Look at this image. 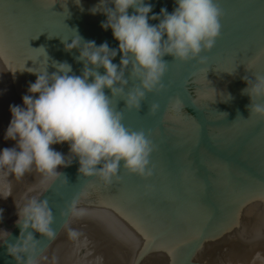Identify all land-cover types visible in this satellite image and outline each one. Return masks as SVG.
<instances>
[{
  "label": "water",
  "instance_id": "water-1",
  "mask_svg": "<svg viewBox=\"0 0 264 264\" xmlns=\"http://www.w3.org/2000/svg\"><path fill=\"white\" fill-rule=\"evenodd\" d=\"M146 2L153 6L150 16L177 6L174 0ZM216 2L223 11L221 31L214 47L201 53L205 63L165 55V88L147 92L139 110L113 97L124 126L144 131L155 145L153 176L142 178L121 166L120 181L105 185L78 173V158L58 166L61 176L40 197L48 200L56 238L49 241L29 229L46 257L40 264H94L97 256L102 264H264V118L250 117L252 100L243 91L247 81L264 75V0ZM93 7H101L100 0H0V149L15 146L4 138L9 106L23 105L22 96L39 72L51 75L57 71L53 62H67L70 75L82 74L80 48L69 50L65 43L78 34L81 47L94 41L118 49L112 30L101 27L106 14L99 9L93 14ZM121 55L118 51L112 62L119 65ZM89 67L105 73L102 67ZM124 79L125 93L140 83L131 63ZM104 91L112 97L109 89ZM177 97L181 106L173 111L170 102ZM152 103L160 106L155 114ZM51 147L70 155L67 142ZM41 179L35 169L19 180L9 176L13 195L0 199V229L10 232L8 243L20 235L16 200L35 195L28 189L39 191ZM73 199L88 215H61ZM66 221L87 237V249L76 252ZM85 252L91 255L85 258ZM0 264H17L7 244H0Z\"/></svg>",
  "mask_w": 264,
  "mask_h": 264
},
{
  "label": "clouds",
  "instance_id": "clouds-1",
  "mask_svg": "<svg viewBox=\"0 0 264 264\" xmlns=\"http://www.w3.org/2000/svg\"><path fill=\"white\" fill-rule=\"evenodd\" d=\"M174 2L177 6L171 13L161 8L159 14L150 16L153 6L146 0H111L114 7H107L106 0H100L101 7H93L90 11L95 14L99 9L106 14L107 19L101 22V27L112 30L119 42L118 49H110L107 42L97 46L94 41L84 42L81 47L82 38L77 34L71 43H65V47L69 50L80 48L78 59L84 61L82 74L70 75L73 71L70 64L53 62L57 71L51 75L47 70L39 72L36 81L29 83L28 94L22 96L23 105L9 106L11 119L4 138L16 143L14 147L0 149V199L13 195L10 175L19 180L35 169L42 177L39 191L28 189L29 193L35 191V195H25L22 203L16 200V224L20 228L16 242L8 243L10 232L0 229V244H7V252L17 264H40L46 259L33 231L49 241L56 238L48 200L40 197L50 182L61 176L58 166L66 167L73 157L78 158V173L97 177L105 185H111L114 179L120 181L121 166L142 178L153 176L150 156L155 145L144 131L124 126L123 114L113 106V97H122L127 109L139 110L147 92H160L165 88L162 82L168 70V63L163 60L165 55L180 61L199 58L198 63H205L206 58L201 53L214 47L223 15L216 0ZM129 9H133L132 14ZM149 20L159 23L150 24ZM40 49L47 59L45 50ZM118 51L122 54L119 65L112 62ZM130 63L132 76L140 83L125 93L124 70ZM89 65L102 67L105 73L101 75ZM244 79L247 81L246 77ZM247 83L249 87L243 91L252 100L250 117L264 118V102H255L264 98V75H257L255 81ZM105 88L111 91V98L105 94ZM170 105L173 111L179 110L180 98L173 99ZM159 107L152 103L150 112L155 114ZM64 142L69 145L68 157L51 147ZM61 215L69 219L81 218L88 215V211L73 199ZM2 216L3 209H0V220ZM64 228L76 252L88 248L89 241L81 231L70 227L67 221ZM84 255L86 258L91 253ZM52 259L55 262V257ZM94 264H102V257L97 256Z\"/></svg>",
  "mask_w": 264,
  "mask_h": 264
}]
</instances>
